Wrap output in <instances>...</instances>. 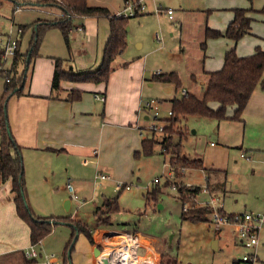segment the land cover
Returning <instances> with one entry per match:
<instances>
[{
	"label": "rangeland",
	"instance_id": "1",
	"mask_svg": "<svg viewBox=\"0 0 264 264\" xmlns=\"http://www.w3.org/2000/svg\"><path fill=\"white\" fill-rule=\"evenodd\" d=\"M53 1L58 3L60 0ZM0 2V32H8L11 26L26 25L28 28L22 38L24 48L29 47L37 22L54 19L53 17L58 13L62 14L61 17L64 16L58 6L41 5L40 0H0ZM86 2L92 6L109 8L112 14L122 11L126 6L125 0H86ZM140 2L146 6L144 13L128 17L127 46L123 54L116 58L113 66L116 70L128 65L133 66L134 70L144 68L148 78L158 71L179 72L182 87L178 90L174 84L162 81L154 82L153 86L149 85L151 81L143 84L144 104L151 100L158 102L160 118L157 120L154 117V110L150 109L151 117L149 119L141 117L139 126L142 127L143 135L147 136L149 134L148 138H153L157 143L149 153L140 149L139 154L134 156L127 169L117 172L114 180L130 183L131 189H119L117 187L118 182L115 183L111 179L106 181L96 179L95 173L89 180L90 186H86V192L79 194L82 199L86 198L85 205L77 209L75 203L72 210L68 211L65 203L66 198H64L65 194L55 197V194L49 193L47 198L41 201L42 212L38 214L42 217H57L59 215H73L78 211L76 218L85 219L87 218L85 215L91 214L94 208L103 201L104 196L115 197L119 195L120 210L113 214L111 220L115 223V226L109 228L111 232H134L132 229H137L149 236H154L158 238L156 243L153 241L156 250L161 253L167 250L173 255H177L182 264H232L236 259L242 260L246 253L252 252L251 249L242 247L237 243L238 238L234 233V228L224 226L222 229L216 223H213L210 213L206 214L207 221L193 222L182 219V200L176 191L165 185L170 170L171 154L164 152L161 147L160 142L163 140L164 131L160 132V130L150 127L156 123H158V126L164 127L166 125L165 118H161V116H168V111L171 109V99L181 97L183 91L190 84L191 74L199 72L198 69L194 70V68L202 54L201 42L205 27L210 26L209 22L215 25L223 23L225 25L233 18V12L210 11L207 13L206 10L210 9L211 6H207L206 0H140ZM160 4L165 8L174 10V19L169 17L165 9H158ZM17 5L21 6V10L15 11ZM228 15H231L230 20L226 18ZM248 15L250 14L248 13ZM262 17L264 18V16L259 18ZM96 18L100 20L99 43L105 45L110 34V20L106 16ZM259 18L256 24L264 30V21ZM82 21H85V19L77 16L74 19V23L80 24ZM82 30L83 28L77 29L78 38H74L73 34L70 35L71 53L72 47L77 50L81 47L82 39H85L81 33ZM54 31L61 38L59 44L55 35H49ZM106 35L108 36L106 37ZM252 38L260 39L264 43V36L261 38L252 36ZM213 40L219 39L208 41L207 54L211 56L212 60L216 59L218 50V46L213 43ZM60 45L68 51L69 47L66 45L61 29L51 28L44 34L40 51L43 48L45 50H58ZM257 45L262 46L261 44H254L253 52ZM237 53L239 54L238 46ZM102 59L103 56L99 60L100 63ZM111 78L108 88L114 91L113 88H115L116 82ZM4 89L5 77L0 76V97L3 95ZM198 92L201 94L200 91ZM144 113L146 112L144 111ZM250 113L247 111L243 114L244 121L226 119L220 123L214 118L192 115L177 124L175 126L177 133L173 134V145L179 141L183 133L187 134L183 138V150L180 155L196 158V156L205 153L208 156L206 161L209 164L212 162L219 163V161L224 162L227 157L225 154L217 157L214 151L215 148L210 145L211 142L213 141L216 144L215 147L224 146L223 143H229L231 146L229 148L230 156L226 166L228 191L225 192L226 196L223 193L218 195L220 197L219 202H223L228 213H239L247 208L249 211L246 212L253 211L264 214V175L258 171H253L254 164L257 167L264 165V156L262 155L256 163L257 153L262 152L264 149V133L257 130L258 122H256L255 116L250 115ZM220 128L222 130V140L218 136ZM123 137L126 139L124 135ZM1 142L2 130L0 129V145ZM242 142L244 143L243 149L248 144L255 145L251 150L246 151L251 160L241 157L242 148L238 145ZM171 151L173 152V150ZM204 172L205 170L187 167V169L182 170L180 178L174 176L172 180L177 181V183L180 182L184 187L209 186ZM215 175L223 176L224 172L219 171ZM156 178L160 180L159 184L163 187V190L159 193L158 200L148 201L146 192L157 185L154 182ZM6 186L3 187L8 188L9 185ZM198 195L201 202L198 200L197 205L204 206V202L209 200V195L205 192ZM251 206L256 207V209L250 210ZM93 219L95 220L94 217ZM93 219L91 218V223L94 222ZM123 227L130 230L123 229ZM72 232L73 227L71 225L66 223L56 224L53 231L43 240L42 250L46 253L57 254L62 262ZM15 235V232L0 230V242L3 244L9 243L14 250H22L23 245L22 243L17 244L18 239H15ZM82 239L83 237L78 238L76 242L79 249L84 248V239ZM216 239L221 240V245L218 248H214ZM10 240L13 242H10ZM31 244L29 242L23 247L26 248ZM257 252L259 258L254 264H264V227L260 230V243ZM74 254L76 255L73 251V264Z\"/></svg>",
	"mask_w": 264,
	"mask_h": 264
},
{
	"label": "crops",
	"instance_id": "2",
	"mask_svg": "<svg viewBox=\"0 0 264 264\" xmlns=\"http://www.w3.org/2000/svg\"><path fill=\"white\" fill-rule=\"evenodd\" d=\"M128 1L137 0H125V3L127 4ZM206 2L207 6H211L210 9L206 10L207 13L210 11H227L228 13H232V9L238 7L249 8L252 6L255 9H260L264 6V0H206ZM41 5L53 6L44 3ZM59 10L62 11V8L59 7ZM15 11L18 10L15 9ZM61 15L62 14L58 13L53 17L54 19L47 20H55L60 18ZM250 15L255 18L251 33L246 34L237 43L226 37L210 38L219 39L213 40V43H216L215 45L218 46L216 59L212 60L211 56L207 54V47L205 51L201 47L202 54L194 68V70L198 69L199 72H193L191 74L190 84L186 87L187 92H193L199 96L203 94V86H205L208 80V74L206 72L221 69L224 64L225 53L232 46L236 47V51L238 46V55L240 56L252 54L254 44L262 45H257L255 50L257 47L264 50V43H262L260 39L252 38V36L258 38L264 36L263 28H260L259 25L256 24L258 18L264 16V14L251 13ZM230 16L231 15H228L226 18L230 20ZM232 16L234 17V12ZM78 18H83L85 21L80 22V24L74 23L71 34H73L74 38H78L79 33L77 29L83 28L81 33L84 35L85 39H82L81 47L77 50L72 47V53L69 48L67 51L61 45L58 50H45L43 48L40 51L39 49V56L35 57L32 69L26 81L25 93L23 95L15 94L11 96L7 104L8 121L12 135L16 143L21 146L28 200L32 209L38 216V213L42 212L41 201L45 200L49 193L55 194V197L65 194L64 198H66L65 203L68 211L72 210L75 203L77 209L85 205L86 198L82 199L79 194L86 192V186H90L89 180L95 173L96 178L97 174L102 172L110 175V179L115 183L119 182L114 180V178L116 179L117 172L127 169V166L132 162L135 156V152L142 149V140L149 135H143L142 127L139 126L141 117H145L146 119L151 117L150 109L148 110L146 104H144L143 84L151 81L149 85L153 86L156 81L153 79L155 74L148 78L144 68L134 70L133 66L128 65L118 70L115 69L116 71L111 75V80L114 79L116 82V86L113 88L115 89L114 91L108 88L109 82L107 86L104 83L86 81L63 82L62 89L57 92L58 97L51 96L55 58L65 59L64 66L76 71H94L102 63H100L99 60H101L103 56L109 36L106 35L108 38L105 45L103 43L100 44L99 37L101 29L99 18ZM232 19L230 21H232ZM259 19L264 21L263 17ZM230 21L225 23V25L224 23L215 25L209 22L210 26L207 25L206 27L212 29L221 28L218 30L224 31ZM206 27L204 29L202 42L205 39ZM26 31L20 35L21 52L28 49L23 47L22 40ZM5 33L6 32H0V36ZM51 34L55 35L59 44L61 42L59 34L55 31L51 32L49 35ZM210 39H208V41ZM249 44L250 46H248ZM162 72L165 73L164 71ZM72 89H80L83 91L81 99L75 101L67 99L69 91ZM198 91H200L201 94H199ZM104 92H106V100L103 101L96 97V95H103L102 93ZM173 99H171L170 108ZM169 111L168 116H161V118H168ZM232 111L233 109H231L230 113H232ZM247 111L251 112L250 115L255 116L256 122H258L257 130L264 133V87H258L254 91L244 113H247ZM221 121H219V123ZM219 130L218 136L222 140V130L221 128ZM243 142L238 145L242 148V152L246 153L247 150H251V148L255 147V145L248 144V146L243 149ZM223 144L224 146L215 147L216 144L212 141L210 145L212 148H215L214 151L217 157L223 154L227 155L226 161H219V163L212 162L209 164L206 161L208 156L205 153L204 155L196 156V158H201L203 161V168H201V170H205L204 174L207 182H209V187L211 186V191L217 194L223 193L224 196H226L225 192L228 191L226 166L228 165V157L230 156L229 148L231 146L229 143ZM257 155L258 158L256 163L259 161L261 155L264 156V149L262 152L257 153ZM253 167V171H258L260 174L264 175V165L262 167H257L254 164ZM219 171L224 172V175H215ZM103 180L106 181L109 179ZM69 181L72 182L74 191L68 188L67 184ZM124 183L130 184L127 182ZM6 185H9L8 188L3 187ZM73 192L78 195L79 199L72 197ZM102 203L103 201L97 206H100ZM250 208V210H254L253 208L256 209L254 206ZM94 210L91 214L85 215L87 218L84 217L85 219L80 220L87 224L93 231L95 243H90L84 233H79L78 238L83 237L84 239H82L84 248L79 249L76 245V248L73 250L76 253V255L74 254V264H96L95 248L107 247L114 242L113 235L116 232H111L109 229L110 227H97V219L94 216ZM243 211L246 212L249 210L244 208ZM243 211L241 210V212ZM224 212H227L225 207ZM77 215L78 211L73 215L59 216H70L74 219H79L76 218ZM91 218L94 220L93 223H91ZM112 223V227L115 226L113 221ZM123 229L129 228L123 227ZM0 230L11 233L15 232V239H18L17 244L22 243L23 246H26L31 242V229L17 213L16 204L12 198L10 181L2 185L0 189ZM132 230L134 231L135 229ZM137 231L138 233L140 232V235L151 241L152 245L153 241H155V243L157 242L158 238L149 236L140 230ZM10 242L13 241L10 240ZM220 243L221 240L216 239L214 241L215 247L218 248L221 245ZM237 243L243 247L239 239H237ZM42 244L43 241H41L38 247L43 253ZM23 246H20L22 250H14L10 247L9 243L3 244L0 242V264H43V257H38L36 259L26 258L24 255L25 248ZM155 251V257L158 258V262L161 264L162 253L157 251L156 248ZM237 260L238 259L234 261ZM62 264H64L63 259ZM70 264H73L72 254Z\"/></svg>",
	"mask_w": 264,
	"mask_h": 264
},
{
	"label": "trees",
	"instance_id": "3",
	"mask_svg": "<svg viewBox=\"0 0 264 264\" xmlns=\"http://www.w3.org/2000/svg\"><path fill=\"white\" fill-rule=\"evenodd\" d=\"M41 3L56 5L62 8L63 17L55 20L37 22L33 32L32 39L26 51L21 52V39L14 57L12 68L7 71L10 80L5 81V89L0 97V129L2 130V142L0 145V189L2 185L11 182L12 198L16 204L18 215L29 225L31 229V242L36 244L43 241L59 223H68L73 227V233L68 242L63 258L64 264L71 263V254L75 249L79 233H84L90 243H95V238L91 228L80 219H72L70 216H48L40 217L32 209L27 194L24 161L21 153V146L18 145L9 130L7 104L11 96L23 95L25 93V85L30 70L33 66L35 57L39 56V49L43 41L44 34L48 29H61L66 45L70 49V35L74 28L75 17H101L106 16L110 20V35L104 48L103 59L101 65L95 69L81 71L71 70L64 66L65 59L55 58V70L52 80V97H58L57 92L62 89L63 82H94L104 83L106 86L115 71L114 61L118 56L123 54L127 46V26L129 18L118 17L112 14L109 8L101 6H92L87 4L86 0H60L58 3L53 0H40ZM1 4V2H0ZM234 17L229 22L224 31L206 27L205 39L201 43L202 49L205 51L207 41L210 38L226 37L237 43L246 34L251 33L252 25L255 18L251 13L264 14V6L260 9L238 7L232 9ZM140 14V13H139ZM138 15V13H137ZM23 33L27 30V26H21ZM22 33V34H23ZM31 52V60L28 63V55ZM205 58V57H204ZM2 50L0 48V63H3ZM208 80L203 86V94L201 96L193 92L182 94L181 97H175L172 100V114L164 119L163 140L160 142L164 152L171 154L170 166L174 170L177 178L182 175V170L187 167L193 169L203 168L201 158H193L188 155H180L183 150V138L187 135L184 133L179 141L173 145V134L177 133L175 126L183 119L196 115L206 118H214L221 120H237L244 121L243 114L248 102L258 87H264V50L257 47L255 52L240 56L236 51V47L232 46L225 53L224 64L221 69L206 72ZM155 81H162L174 84L176 89L182 87V80L178 72H159L153 77ZM103 95L106 92L102 93ZM83 91L80 89H72L69 91L67 99L75 101L81 99ZM106 100V98H105ZM233 109L232 113H230ZM157 141L153 138H144L142 140V149L144 152H151ZM173 150V152L171 151ZM139 151L135 152V156ZM172 182V183H171ZM175 182L171 178H167L166 186H172ZM146 192L148 201L158 200L159 193L163 187L159 183ZM178 186L176 191L183 203L182 219L193 222L207 221V213L210 208L198 206V194L202 192V186L184 187L180 182L175 183ZM188 204V205H187ZM187 208L186 210L184 208ZM120 210L119 195L115 197L106 196L103 203L94 210L97 227H112V216ZM137 229L134 233H137ZM242 260L234 261L233 264H240ZM161 264H182L177 255L164 250L162 252Z\"/></svg>",
	"mask_w": 264,
	"mask_h": 264
},
{
	"label": "built area",
	"instance_id": "4",
	"mask_svg": "<svg viewBox=\"0 0 264 264\" xmlns=\"http://www.w3.org/2000/svg\"><path fill=\"white\" fill-rule=\"evenodd\" d=\"M146 6L140 0L128 1L126 6L122 11H119L115 15L118 17H132L137 16V13L144 12ZM159 10H166L167 14L171 19H173L174 10L172 8H165L162 4L158 7ZM16 10H21L20 6H17ZM23 33V28L21 26H11L8 32L0 36V48L2 50V56L4 59L3 63H0V76L5 77V81H9L10 77L7 73L8 70L12 68V63L16 55L20 35ZM156 73H159L156 72ZM187 91L184 90L183 94ZM96 97L101 100H105V95H96ZM148 109L154 110V117L159 120L160 109L158 102L149 101L146 103ZM172 112L169 111V115ZM155 130H160L163 132L164 127L158 126V123L154 124L152 127ZM242 157L250 159L245 152H242ZM170 165V164H169ZM174 170L170 166L168 172V178H174ZM110 175L105 173H98L96 179H110ZM155 183H160L158 178L155 179ZM175 183L177 181H174ZM173 184L171 188L174 191H178L177 184ZM71 191H74V186L71 181L67 184ZM117 187L119 189H130L131 185L124 182H118ZM202 192L209 195V200L204 202L210 208L211 220L216 223L218 227L224 228V226H231L234 228V233L241 242L243 246L251 249L252 252L246 253L242 258V263L240 264H254L258 260L257 247L260 243V230L264 227V214L251 212H241V213H227L224 212L223 202H219V194L211 191L210 187L203 186ZM72 197L79 199L78 195L74 192ZM84 202V201H83ZM201 202V201H200ZM187 209L186 207L184 208ZM114 242L107 247L100 248V253L95 254L96 264H106L104 256H109L110 264H159L158 258H156V251L152 242L143 237L142 235L130 231L117 232L114 235ZM41 243L31 244L24 249V255L26 258L36 259L38 257H43V264H62L60 257L55 253L41 252L38 245Z\"/></svg>",
	"mask_w": 264,
	"mask_h": 264
},
{
	"label": "water",
	"instance_id": "5",
	"mask_svg": "<svg viewBox=\"0 0 264 264\" xmlns=\"http://www.w3.org/2000/svg\"><path fill=\"white\" fill-rule=\"evenodd\" d=\"M127 30H129V27L127 26ZM30 60H31V52L29 53V55H28V63L30 62ZM9 132L11 133V130H9ZM78 235V234H77ZM214 248H216L215 246H214ZM100 253V248L99 247H96L95 248V254L97 255V254H99ZM104 260H105V262H106V264H110V261H109V256L108 255H105L104 256Z\"/></svg>",
	"mask_w": 264,
	"mask_h": 264
}]
</instances>
